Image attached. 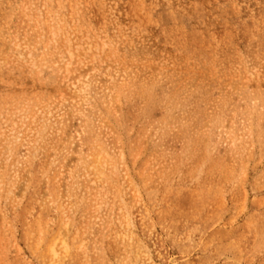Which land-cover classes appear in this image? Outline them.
I'll use <instances>...</instances> for the list:
<instances>
[{
    "label": "rangeland",
    "instance_id": "rangeland-1",
    "mask_svg": "<svg viewBox=\"0 0 264 264\" xmlns=\"http://www.w3.org/2000/svg\"><path fill=\"white\" fill-rule=\"evenodd\" d=\"M0 264H264V0H0Z\"/></svg>",
    "mask_w": 264,
    "mask_h": 264
}]
</instances>
